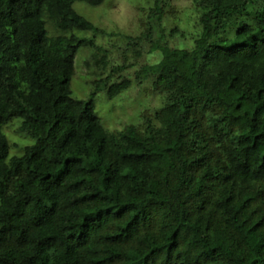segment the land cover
<instances>
[{"label":"trees","instance_id":"1","mask_svg":"<svg viewBox=\"0 0 264 264\" xmlns=\"http://www.w3.org/2000/svg\"><path fill=\"white\" fill-rule=\"evenodd\" d=\"M192 1L190 49L161 43L173 0L142 24L157 124L110 133L72 90L81 51L107 64L74 6L105 0H0V264H264V0ZM15 118L35 143L11 157Z\"/></svg>","mask_w":264,"mask_h":264},{"label":"rangeland","instance_id":"2","mask_svg":"<svg viewBox=\"0 0 264 264\" xmlns=\"http://www.w3.org/2000/svg\"><path fill=\"white\" fill-rule=\"evenodd\" d=\"M151 6L152 0H105L96 8L83 2L74 6L80 15L106 32L97 35V44L107 52V64L101 68L96 66V61L103 53L85 49L79 53L72 81L74 98L86 100L95 92L96 117L110 133L120 132L129 125L143 127L146 115L157 124L154 115L167 103L166 96L154 90L155 76L145 71L162 60L160 52H153L151 44L142 37V24L149 21ZM173 6L175 13L167 16L160 29L163 32L161 43L166 42L171 48L190 49L199 35L200 12L192 0H173ZM175 29L178 34H172ZM93 34L81 33V36ZM232 36L231 29L222 34L225 39ZM123 80L130 81L129 88L110 99L108 89ZM17 85L23 92L27 91L24 80L19 78ZM97 85L99 90H96ZM21 122L20 118H15L3 131L11 145V157L23 155L24 149L35 143L34 139L20 133Z\"/></svg>","mask_w":264,"mask_h":264}]
</instances>
